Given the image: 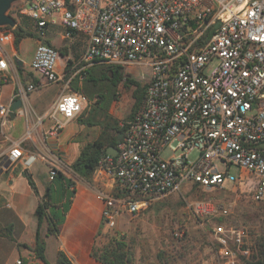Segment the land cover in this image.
Masks as SVG:
<instances>
[{
	"label": "built area",
	"instance_id": "built-area-1",
	"mask_svg": "<svg viewBox=\"0 0 264 264\" xmlns=\"http://www.w3.org/2000/svg\"><path fill=\"white\" fill-rule=\"evenodd\" d=\"M21 12L44 30V39L55 24L66 38H86L71 78L96 64L142 69L140 107L121 123L117 153L103 154L93 175L107 229L183 186L208 190L226 181L248 182L264 200V0H24ZM60 58L56 46L37 40L31 68L42 79L20 85L12 101L62 80ZM9 67L8 57H0V71ZM71 78L40 117L52 119L51 137L88 102L84 93L69 90ZM11 109V103L0 105L2 124L10 121ZM33 132L29 128L26 136ZM39 157L5 136L0 179L13 165L28 168ZM56 170L50 168V179ZM192 206L201 215L229 213L208 199ZM213 236L223 258L218 264H237L239 252L249 253L242 229L216 223Z\"/></svg>",
	"mask_w": 264,
	"mask_h": 264
},
{
	"label": "crops",
	"instance_id": "crops-1",
	"mask_svg": "<svg viewBox=\"0 0 264 264\" xmlns=\"http://www.w3.org/2000/svg\"><path fill=\"white\" fill-rule=\"evenodd\" d=\"M63 33L64 28L59 24L51 25L46 31V39L65 52V55L61 54L57 67L62 76L66 72L62 80L31 92L27 100L23 101L24 107L17 111L15 117L10 116V121H6L5 124H2L3 118L0 111V140L7 136L14 142H22L26 149L40 155L30 167L27 168L17 163L1 176L0 264H18L19 260L22 264H46L36 258L31 248L36 242L38 226L35 211L40 197L43 196L47 185L51 182L49 178L51 166H55L68 178L75 180L77 193L58 234L48 233V220H45L42 225L41 232L46 240L47 260L55 262L59 250H63L75 264H104L91 255L102 221V202L93 194L91 187L86 186L85 180L74 177L76 173L70 165L79 156L85 144L99 139L103 134L107 138L113 136L117 132L113 129L114 126L117 127V123L121 125L125 118L123 119V114L119 110L122 105V102L118 103L119 99L98 103L97 96L89 99L86 95L89 103L84 105L82 112L66 124L58 137L49 135L48 131L53 121L51 118H45L41 122L40 117L45 115L59 97L65 82L71 78L67 76L69 73L66 71L67 60H71L69 71L72 72L87 42L84 36L76 35L66 38ZM3 35L5 31L0 29V57H8L10 67L6 71H0V79L6 77L5 82L0 84V105H8L13 104L19 98L15 97L16 99L12 101L20 85L24 84L18 67L24 68L23 76H27L29 71L38 80L42 79V76L31 68L34 50L27 53V60L25 56H22L23 41L19 49H16L13 34L10 33L4 38ZM34 40L36 46L37 40L36 38ZM18 60H22L23 65H19ZM52 87H55L53 94H51ZM69 90L74 91L71 86ZM133 103L134 98L131 108ZM29 128H33L34 132L27 137ZM111 147L113 146H108V149L113 150ZM25 170L32 175L38 193L34 192L30 186L24 175ZM93 181L95 182L94 177ZM80 182L84 183L81 189L79 188ZM79 193L83 195L84 203L81 212L84 214L88 212V218H81L80 211H77L76 218H72ZM212 261V258H209L205 260V263L209 264Z\"/></svg>",
	"mask_w": 264,
	"mask_h": 264
},
{
	"label": "rangeland",
	"instance_id": "rangeland-1",
	"mask_svg": "<svg viewBox=\"0 0 264 264\" xmlns=\"http://www.w3.org/2000/svg\"><path fill=\"white\" fill-rule=\"evenodd\" d=\"M23 6L24 0H16L9 14L18 22L26 20L31 23L27 15L21 12ZM34 42V38L30 37L22 42V56L27 60V53L36 47ZM97 65L100 68L101 66L107 68L106 64L95 66ZM76 70L77 68H74L69 72L70 76ZM141 71L142 69L136 66L125 67L128 76L143 82ZM80 74L81 71L74 76L77 78ZM77 79L79 86H82L83 75ZM72 83L73 79L70 81V86ZM134 88L135 85L125 88L122 84L117 88L120 100L118 103L122 102L119 110L123 114V119L131 110ZM54 89L55 87H52L51 94ZM218 165L224 170L223 163L219 162ZM231 172L238 174L239 168L233 166ZM74 177L81 180L77 174H74ZM84 183L87 187H91V191L99 199L96 193L98 184L94 181L92 183L84 181ZM84 183L80 182V189ZM198 199L215 201L228 208L229 213L225 216L198 214L192 206V203ZM216 223H224L227 228L244 230V244L249 248V253L243 259L252 260L253 255L257 253L258 244L262 241L261 238H264V200L255 197L248 182L234 184L232 181H226L223 187L208 190L195 187L189 190L183 186L180 190L153 201L137 216L123 215L115 229L104 227L100 238L107 240L108 236L114 235L117 231L122 232V236L134 245L133 264H208L205 260L209 258L213 260L209 264H218L223 258L220 254V245L213 236V226ZM229 245L231 249L234 247L233 240L230 239ZM240 261L239 264H244V260Z\"/></svg>",
	"mask_w": 264,
	"mask_h": 264
},
{
	"label": "trees",
	"instance_id": "trees-1",
	"mask_svg": "<svg viewBox=\"0 0 264 264\" xmlns=\"http://www.w3.org/2000/svg\"><path fill=\"white\" fill-rule=\"evenodd\" d=\"M0 29L10 30L13 34V42L16 49H19L21 42L28 37L36 38V40L43 39L47 43L52 44L48 39L43 38L42 31L44 30L35 28L32 21L30 23L26 20L21 22L16 20L15 27L4 25L0 26ZM58 50L62 55H65L63 49ZM106 65V69L103 68L104 66H101L102 68H100L98 65H94L90 68L81 70V74L77 78H80L81 75H83L82 86H79L77 83L78 79L74 76L72 78L73 83L71 87L74 91L84 93L89 97V99H93V97L97 96V102L99 103L105 101L110 102L113 99L118 100L119 94L117 88H119L121 84L125 88H131L132 85H135V88L132 91L134 103L132 105L131 112L126 116L125 120L129 119L140 107L142 99L145 95L146 84L128 76L125 72V67L122 65ZM70 66L71 60L69 59L66 63L67 72H70ZM18 70L22 78V82L25 85L30 81H38V78H36L31 71L27 72V76H23L24 68L18 67ZM68 76H70V73H68ZM5 80V78H1L0 84H3ZM99 98H101V100ZM113 129L117 131L113 136L107 138L103 134L99 139L85 144L81 149L79 156L71 163L70 166L72 170L83 180L92 183L94 171L97 168L102 155L107 153L108 146H118L119 133H123L125 131V127L120 124L118 125L117 123V127L114 126ZM24 175L27 177V180L34 192L38 193L34 179L29 171L25 170ZM250 189L255 193L253 184L250 185ZM76 193L77 188L75 180L68 178L63 171L57 169L53 179H51V182L47 185L45 193L42 197H40L39 204L35 211L38 219L36 242L31 249L33 250L36 258L44 261L46 264H75L63 250H59L58 257L55 262H49L47 260L46 240L41 232V228L44 221L48 220V233L58 234L60 226L64 222V219L70 210ZM82 198L83 196L79 193L75 208L73 209L72 218L77 217V211H80L81 218H88V212L85 214L81 212L84 207ZM221 220L222 218L220 221ZM104 227L105 221L102 219L91 255L104 264H133L135 260L134 245L131 244L130 240L124 236L111 235L108 236L107 240H102L100 237L103 234ZM261 239L262 241L258 244V247L256 248L257 253L253 255V259L246 261L243 257H246L247 254L239 252L237 264L241 262L240 260H244V264H264V238ZM242 247L244 250L248 248L245 244ZM233 248H235V245Z\"/></svg>",
	"mask_w": 264,
	"mask_h": 264
},
{
	"label": "water",
	"instance_id": "water-1",
	"mask_svg": "<svg viewBox=\"0 0 264 264\" xmlns=\"http://www.w3.org/2000/svg\"><path fill=\"white\" fill-rule=\"evenodd\" d=\"M15 1L16 0H0V26H4V25H8L11 27L16 26V19L11 14H9V10L13 2ZM10 33H11L10 30L5 31L6 35H10ZM18 64L23 65V61L18 60ZM23 107H24V102L22 98L16 99L12 104L11 116L15 117L17 115V111L22 109ZM122 134L123 133H121L120 136H118V140H120V138L122 137ZM111 148L113 150L109 148L107 152L111 154H116L118 151L117 147L113 146Z\"/></svg>",
	"mask_w": 264,
	"mask_h": 264
}]
</instances>
